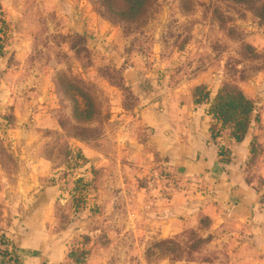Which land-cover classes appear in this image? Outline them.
I'll return each instance as SVG.
<instances>
[{"label": "crops", "instance_id": "1", "mask_svg": "<svg viewBox=\"0 0 264 264\" xmlns=\"http://www.w3.org/2000/svg\"><path fill=\"white\" fill-rule=\"evenodd\" d=\"M13 2L0 0L9 25L0 55V127L13 141L0 151L18 157L0 160V236L6 240L0 249L7 251L0 264L77 263V248L90 250L88 264H131L134 250L140 264H264V188L245 169L247 132L238 141L228 130L214 138L207 104L194 103L195 86L185 91V84L150 82L152 92L139 93L134 110L120 111L121 100L113 97L101 138L88 144L69 137L59 123L62 111H52L68 102L52 84L58 66L44 62L47 55L56 58L44 48V61L25 52L18 32L25 20L6 10ZM56 135L75 142L92 164L85 183L91 211L87 203L78 210L65 205L62 184L52 176L57 163L45 146ZM151 169L177 174L183 188L171 199H154L145 190ZM186 233L197 237L189 255L172 261L159 251ZM148 250H156L153 262Z\"/></svg>", "mask_w": 264, "mask_h": 264}, {"label": "rangeland", "instance_id": "2", "mask_svg": "<svg viewBox=\"0 0 264 264\" xmlns=\"http://www.w3.org/2000/svg\"><path fill=\"white\" fill-rule=\"evenodd\" d=\"M18 1L11 0L15 5L9 3L6 10L9 17L25 20L23 28H31L18 29L21 41L27 44L25 52L44 61L46 49L56 58L47 55L44 62L58 66L52 84L68 102L54 104L52 111L55 115L62 111L59 123L69 137L88 144L101 138L105 131L99 133V125L110 115L113 97L121 100L120 111L126 110L123 107L134 110L139 93L152 92L150 82L185 84V91L204 85L209 98L220 88L237 89L254 103L246 135L249 155L245 169L250 181L255 179L263 190L264 0H146L132 18L124 14L128 9L124 0ZM4 15L6 18L0 11V55L9 42ZM71 97L79 102L74 103L77 115L86 102L95 103L94 121L67 114L72 110ZM4 129L0 127V144L10 147L13 141ZM60 138L56 135L45 144L57 163L52 176L60 180L70 210L87 203L91 211L95 208L88 196L91 185L85 183L92 177V164L75 142ZM16 158L0 151L4 163ZM4 167L6 174L13 171L7 164ZM178 240L163 242L159 251L175 261L189 255L190 246L197 244V237L190 233ZM74 251L83 255L71 264H88L90 250ZM130 255L131 264H140L141 252L134 250ZM145 256L153 262L156 250H148Z\"/></svg>", "mask_w": 264, "mask_h": 264}, {"label": "trees", "instance_id": "3", "mask_svg": "<svg viewBox=\"0 0 264 264\" xmlns=\"http://www.w3.org/2000/svg\"><path fill=\"white\" fill-rule=\"evenodd\" d=\"M127 4V11L124 12L126 17L132 18L138 13L146 0H124ZM65 94L67 95L66 91ZM192 97L194 103H205L207 104V114L210 116V126L213 137L219 136L222 130H228L230 136L238 141L241 140L246 132L248 131L251 114L254 110V103L246 97L240 90L237 89H226L220 88L214 94L213 97L209 98L208 90L204 85H197L192 90ZM72 116L74 119H85L86 121L92 120L95 115V104L86 102L84 109L77 111L74 108V103L77 106L76 100L72 97ZM77 102V103H76ZM81 115V116H80ZM6 240L0 236V244H5ZM7 251L0 249V255L6 256ZM81 254L73 253L72 256L78 261Z\"/></svg>", "mask_w": 264, "mask_h": 264}, {"label": "built area", "instance_id": "4", "mask_svg": "<svg viewBox=\"0 0 264 264\" xmlns=\"http://www.w3.org/2000/svg\"><path fill=\"white\" fill-rule=\"evenodd\" d=\"M184 182L177 174L166 169H151L148 172L145 190L152 194L154 199H171L183 188Z\"/></svg>", "mask_w": 264, "mask_h": 264}]
</instances>
